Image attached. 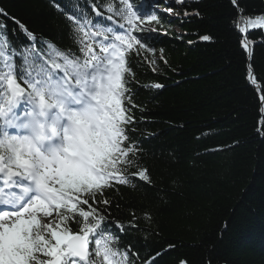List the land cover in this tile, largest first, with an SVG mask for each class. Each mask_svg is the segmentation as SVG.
<instances>
[{"label": "trees", "instance_id": "1", "mask_svg": "<svg viewBox=\"0 0 264 264\" xmlns=\"http://www.w3.org/2000/svg\"><path fill=\"white\" fill-rule=\"evenodd\" d=\"M133 2L158 15L142 25L158 28L148 40L155 52L129 54L137 135L148 137L141 164L152 183L137 178L136 189L105 192L110 221L137 218L138 230H126L120 243L141 260L163 252L160 264H264V28L250 23L264 16V0ZM75 3L86 7L85 0H0V31L14 49L31 43L23 25L37 49L51 41L76 51L65 18ZM168 8L173 21L160 18ZM179 25L178 33L164 31Z\"/></svg>", "mask_w": 264, "mask_h": 264}, {"label": "snow or ice", "instance_id": "2", "mask_svg": "<svg viewBox=\"0 0 264 264\" xmlns=\"http://www.w3.org/2000/svg\"><path fill=\"white\" fill-rule=\"evenodd\" d=\"M117 3L85 0L65 12L76 51L51 41L37 49L23 25L31 43L14 49L0 31V264H160L163 252L141 260L121 245L137 218L110 221L105 197L118 186L136 189L137 178L152 183L141 164L148 137L137 135L129 54L155 52V29L142 25L158 15L133 0ZM250 23L264 28V16Z\"/></svg>", "mask_w": 264, "mask_h": 264}, {"label": "rangeland", "instance_id": "3", "mask_svg": "<svg viewBox=\"0 0 264 264\" xmlns=\"http://www.w3.org/2000/svg\"><path fill=\"white\" fill-rule=\"evenodd\" d=\"M159 11H161V10H159L158 9V12ZM162 12H164L163 14L164 15H160V18L161 19H163L164 18V16H166V17H168L169 19H170V21H173L174 19H175V15L173 14V13H168L166 10H163ZM143 28H145V29H155V31H158V28H157V26L156 25H154V24H148V25H145ZM164 31H166V32H172L171 30H164ZM173 32H177L178 33V30H176V31H173ZM245 39V38H244ZM244 42H246V40H244ZM263 107H262V111L261 112H263Z\"/></svg>", "mask_w": 264, "mask_h": 264}, {"label": "bare ground", "instance_id": "4", "mask_svg": "<svg viewBox=\"0 0 264 264\" xmlns=\"http://www.w3.org/2000/svg\"><path fill=\"white\" fill-rule=\"evenodd\" d=\"M163 1H166V2H168L169 4H174V5H177V4H178L177 0H163ZM181 28H182V25H179V27H178V26H174L173 28H170V30H171V31H176V30H178V32H179Z\"/></svg>", "mask_w": 264, "mask_h": 264}, {"label": "water", "instance_id": "5", "mask_svg": "<svg viewBox=\"0 0 264 264\" xmlns=\"http://www.w3.org/2000/svg\"><path fill=\"white\" fill-rule=\"evenodd\" d=\"M246 37H247V34H245V40H246L245 44L247 45V48H248L249 53H250V52H251V48H250V46L247 44V39H246ZM252 84H253L254 86H256V88H257L258 90H260V88L256 85L255 82L252 81ZM263 116H264V112H263Z\"/></svg>", "mask_w": 264, "mask_h": 264}]
</instances>
